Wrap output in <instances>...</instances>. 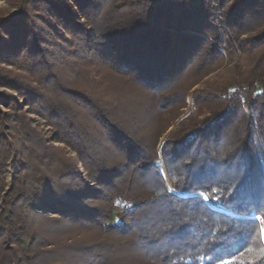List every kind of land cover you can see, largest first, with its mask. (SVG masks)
<instances>
[{
  "label": "trees",
  "instance_id": "1",
  "mask_svg": "<svg viewBox=\"0 0 264 264\" xmlns=\"http://www.w3.org/2000/svg\"><path fill=\"white\" fill-rule=\"evenodd\" d=\"M50 1L23 0L16 18L26 28L23 37L12 36L17 64L40 86L3 75L0 81L25 93L28 105L78 154L87 179L26 119L0 113V125H11L24 151L20 155L0 131V189L17 153L13 188L0 196V264L57 262L35 244L22 247L47 210L67 225L124 238L126 252L150 264H264V0H72L80 14L66 0H56L58 6ZM238 54L239 63L194 92L198 108L158 151L166 130L160 112L184 101L204 75ZM74 61L81 63L80 91L69 89L61 74ZM84 65L156 97L144 110L145 133L128 128L127 100L97 90ZM81 108L95 111L103 126L96 135L82 129ZM204 109L208 115L200 119ZM102 139L116 148V162L104 158L110 148ZM27 143L46 156L33 160ZM119 201L126 202L123 211H117ZM3 243L16 247L4 250ZM113 248H84L78 262L107 264Z\"/></svg>",
  "mask_w": 264,
  "mask_h": 264
},
{
  "label": "rangeland",
  "instance_id": "2",
  "mask_svg": "<svg viewBox=\"0 0 264 264\" xmlns=\"http://www.w3.org/2000/svg\"><path fill=\"white\" fill-rule=\"evenodd\" d=\"M158 2L160 0H154ZM196 5H201V0H191ZM54 5L58 6L56 0H51ZM66 2L74 8L75 11H80L79 5L74 3L72 0H66ZM21 12H23V0H0V75L5 77L14 78L15 81L22 80V83L31 84L33 87L40 86L39 83L36 81V77L34 75H29L24 69L18 65V53L15 54L14 45L18 41L12 37H17V35L23 37L21 34V30H25L26 26H24L18 17ZM80 14V12H78ZM81 15H79L80 17ZM17 19V20H16ZM81 20V19H80ZM82 21V20H81ZM62 34L67 33L65 28L60 29ZM67 40H72L70 35L66 36ZM65 48H70V44H66ZM17 57V58H16ZM242 55H236L232 64L229 63L230 59L226 58L224 63L221 67L216 68L213 71H209L206 75L202 77V80L191 89L188 96L184 101L178 102L175 105H172L160 112L163 125L166 127L165 133L162 135L159 145L158 151H161L162 144L168 139L170 134L174 132L178 125L184 120L185 118L189 117L194 110H196L195 105H193L192 95L194 92L198 90H202L206 88V86L213 82L219 75H221L227 67L234 66L240 62ZM80 61H74L71 66H66L62 69V77L65 81V85L73 90V91H80L81 88V80L77 74L76 69L81 68ZM75 69V70H74ZM83 70L85 72H90L92 79L95 84V88L97 90H105L109 91V93H114L120 98H122L123 102L127 100V107L125 109V115L128 120V128L131 131H135L137 129H142L141 132L145 133L148 127V116L145 113V109L148 108L152 104L156 103V97L151 96V94L146 93L143 89L134 87L133 84H129L126 80H122L117 78L113 74L111 75L105 70H101L98 66H89L84 65ZM93 82V81H92ZM97 82V83H95ZM93 85V84H92ZM91 85V86H92ZM25 93H20L19 91L15 90L10 85L2 83L0 81V113L2 114H10L14 117L15 120L23 118L29 123L30 128L39 134L41 138H43L47 147H52L56 149V152L62 153L63 156L69 160H74L76 162L79 174L84 178L87 179V169L83 166L80 162V157L74 149L68 146L65 142H63L59 137H57L58 132L56 128L49 123L43 116L39 115L33 106H29L27 101L24 97ZM147 98L149 100H147ZM18 102L16 107L11 106V104ZM10 104V105H9ZM137 106L142 110V113L136 114L133 112L132 107ZM132 106L129 110L128 107ZM83 108V107H82ZM79 109L80 119L82 120V129L86 130L85 132L93 133L96 135V132L99 128L103 129L94 119V110L89 109ZM136 114V115H135ZM208 115L206 109L202 112L199 116L200 119L204 118ZM162 125V127H163ZM20 125H17L16 128H19ZM22 127V126H21ZM0 131L5 134L4 138L7 144L11 146L17 145L15 131L12 129L11 125L7 122L0 125ZM24 139L27 137L23 135ZM106 142L110 151L104 155V158L110 161H117L120 158L119 154L116 151V148L108 142L107 139H102L100 142ZM16 143V144H15ZM15 144V145H14ZM26 147L30 148V153L32 159H36L37 157H44L46 156L44 153L40 152L33 146H30V143H27ZM17 150L20 155L24 152L21 147H18ZM119 156V157H118ZM17 158V153L13 152L11 159L7 162V171L4 178V186L3 190L0 189V196H4L5 193H8L13 188V183L15 180V170L13 169L15 160ZM117 158V159H116ZM119 162V161H118ZM42 164L45 171H48L46 167L47 163L42 159ZM165 180L170 184L168 176L164 170L163 173ZM138 177V176H137ZM136 175L133 176L134 180H137ZM120 184V180L116 181ZM105 189V187H102ZM91 203V202H89ZM93 204V203H92ZM126 202L119 201L117 203V211H123ZM42 216V217H41ZM40 217H37L36 221L33 223L34 233L35 236L31 237L30 235L24 237L25 244L22 245L23 248H29L32 244H35V248L43 250L45 252H50L54 256L57 257V262L53 264H80L78 261L84 257L81 253L84 248H91V247H103V246H114L112 252H110V259L108 260L107 264H150L144 261L139 256H134L135 254L127 253V247H124V238L118 237L114 238L107 233H102L100 230L91 227H85L80 225L68 224L64 218H62L59 214L53 211H44L42 212ZM262 225V234L264 238V224L261 219ZM114 222H117V219H114ZM33 233V235H34ZM32 235V234H31ZM36 237V240L33 238ZM34 246V245H33ZM16 245L8 243H3V249L8 250L10 248H15ZM70 250H74L72 253ZM104 251V252H103ZM102 253L107 254L106 250H102ZM103 254V255H104ZM105 256V255H104ZM109 258V255L107 256ZM75 258V259H74ZM53 262V261H52ZM230 261L223 262L221 264H228ZM105 264L103 260L99 264Z\"/></svg>",
  "mask_w": 264,
  "mask_h": 264
}]
</instances>
